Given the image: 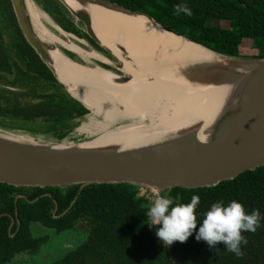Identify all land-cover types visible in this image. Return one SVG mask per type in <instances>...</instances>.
<instances>
[{"label":"trees","instance_id":"1","mask_svg":"<svg viewBox=\"0 0 264 264\" xmlns=\"http://www.w3.org/2000/svg\"><path fill=\"white\" fill-rule=\"evenodd\" d=\"M33 1L63 32L85 40L93 50L111 59L82 32L80 24L57 0ZM108 1L147 15L214 53L264 59V0ZM181 4L191 9V16L175 13L174 7ZM240 48L256 53L241 56ZM62 52L79 62L72 53ZM87 115L88 111L67 93L27 45L9 0H0V130L50 136L60 142ZM79 188H16L0 183V264H12L19 255H36L50 237L57 243L63 238L68 244L65 255L51 264H264V167L215 187H175L168 192L176 203L183 204L199 195L198 222L216 202L227 205L235 200L249 214L258 210L260 226L254 233H243L247 244L241 245L240 257L228 252L223 244L210 248L203 240L197 241L199 225L184 243L167 246L160 239L158 242L146 230L150 202L138 197L134 186L91 185L77 197ZM18 196L22 198L16 199ZM11 220L14 223L10 228ZM32 225L46 234H34Z\"/></svg>","mask_w":264,"mask_h":264},{"label":"water","instance_id":"2","mask_svg":"<svg viewBox=\"0 0 264 264\" xmlns=\"http://www.w3.org/2000/svg\"><path fill=\"white\" fill-rule=\"evenodd\" d=\"M57 1L75 23L80 24L82 32L115 60L114 67L107 66L101 61H96L99 64L97 66L94 64L86 67H97L109 73L114 78V84H126L130 78L123 73L122 63L96 37L89 13L92 7L128 18L143 17L161 32L179 38L182 42L196 45L214 55V61L192 59L184 65H179L182 66V74L171 78L180 80L192 88H213L220 92L209 119L197 121L186 127L146 135L129 142L107 145H90L91 141L53 144L30 135L32 140H20L0 132L1 184L16 188L41 189L79 185L77 197L85 187L104 184L156 187L168 194L175 187L183 189L215 187L219 183L233 180L244 172L264 167V59L234 58L214 53L151 17L127 10L108 0ZM69 2L74 6H70ZM9 3L25 42L71 96L68 86L58 79L54 69L50 52L55 46L44 44L36 36L24 0H9ZM116 47L122 58L130 63L124 49L119 45ZM91 50L95 51L92 48ZM60 51L72 63L86 66L71 60L62 51L72 54L74 52L64 48ZM80 59L83 61L81 57ZM103 66L114 72L104 69ZM233 101H237L235 106ZM44 196L51 198L50 195ZM19 198L22 196L16 197ZM54 205L53 218L56 219L55 201ZM15 215L17 216V211ZM13 223L14 220H11L10 228ZM31 229L36 235L46 234L45 230L34 225Z\"/></svg>","mask_w":264,"mask_h":264},{"label":"bare ground","instance_id":"3","mask_svg":"<svg viewBox=\"0 0 264 264\" xmlns=\"http://www.w3.org/2000/svg\"><path fill=\"white\" fill-rule=\"evenodd\" d=\"M69 5L74 6L71 2ZM24 6L39 40L55 46L50 55L58 79L68 86L74 99L92 111L87 118L88 126L77 130L99 135L90 145L129 142L211 117L219 90L192 88L171 78L182 74L179 65L189 60L214 61L215 56L209 52L161 32L143 17L128 18L92 7L89 13L96 37L122 63L123 73L130 78L126 84H114V78L97 67L86 68L69 60L62 66L57 51L62 48L82 59L104 63L107 60L95 51H83L76 45L83 42L74 36L50 31L53 23L45 13L34 19L31 0H24ZM116 45L124 49L130 63L122 58ZM122 121L128 125L111 129ZM0 132L16 139L32 140L28 136Z\"/></svg>","mask_w":264,"mask_h":264},{"label":"clouds","instance_id":"4","mask_svg":"<svg viewBox=\"0 0 264 264\" xmlns=\"http://www.w3.org/2000/svg\"><path fill=\"white\" fill-rule=\"evenodd\" d=\"M174 11L177 15L184 13L191 16V9L187 5H176ZM237 101H233L235 106ZM157 198L147 210L150 226L160 225L156 236L167 246L174 242L184 243L197 229L196 240H203L210 248L223 244L228 252L237 257L243 255L241 245L247 244L243 235L245 232L254 233L260 226V213L253 210L250 214L244 206L233 200L227 205L223 202L212 204L204 214L202 221L198 222L196 209L200 204V196L193 195L189 203H176L170 194H160V190L153 187Z\"/></svg>","mask_w":264,"mask_h":264},{"label":"rangeland","instance_id":"5","mask_svg":"<svg viewBox=\"0 0 264 264\" xmlns=\"http://www.w3.org/2000/svg\"><path fill=\"white\" fill-rule=\"evenodd\" d=\"M31 4H32V9H33L34 19H36L37 15L39 13L42 14V11L40 10V8L38 6H36L33 3L32 0H31ZM56 28H57V26L52 24V26L50 27V31H52L56 34L58 32H60V33L62 32L59 28H57V29ZM79 40H81V39H79ZM81 41L83 42V44L82 45L76 44L78 47H80L85 52L92 51L90 46L87 43H85L83 40H81ZM57 51L59 54L58 60L60 61L61 65L64 66L65 64L68 63L67 59L60 53L61 52L60 49H57ZM239 51H240L241 56H253L256 53L253 50H247L245 48H240ZM73 55H75L77 59H80V57H81V56L79 57L77 55V53H74ZM80 60H79V63L85 64L86 65L85 67H91V66H94V64L96 66L99 65V64H97L96 61H94L92 59H83V61L82 60L80 61ZM107 61H108L106 63L107 66L114 67L116 65V62L114 59H108ZM117 73H119V72H117ZM91 113H92V111L89 110L88 115L85 117V119L83 121H81L77 126L71 127V129H69L70 132L60 142L55 141V139H53V138H49L50 136H48V138L47 137H36L35 139H39L41 141H45V142L53 143V144L90 142V141L94 140L96 137H98L99 135L98 134H92V133L91 134L86 133L88 131H84L83 133H80L77 130H81V128L83 129V128H86L88 126L87 125L88 124L87 118ZM126 125H128L127 121H122L120 123L113 125L111 127V129L123 127ZM7 132L18 134L20 136L30 137L28 134H26L24 132H20V131H7ZM78 227L79 226H76V229H78ZM48 240L49 241H47V243H45L40 248L39 252L36 255H34L32 257H28L27 255H19L13 260L12 264H51V263L61 259L65 255V252H66V248H65L66 246L65 245H68L66 243L67 241L66 240L63 241V238H62V242L57 243L56 241H53L51 237ZM157 241L160 242V240H157Z\"/></svg>","mask_w":264,"mask_h":264},{"label":"built area","instance_id":"6","mask_svg":"<svg viewBox=\"0 0 264 264\" xmlns=\"http://www.w3.org/2000/svg\"><path fill=\"white\" fill-rule=\"evenodd\" d=\"M136 188H137L138 197L147 199L150 202V205L157 198V193L152 191L153 188H148V187H143V186H137ZM162 192L163 191H160L161 195H163ZM149 223H150V221H149ZM159 227H160V225L150 226L148 224L147 227H146V230L155 239L159 240V238L156 236V232H157Z\"/></svg>","mask_w":264,"mask_h":264}]
</instances>
